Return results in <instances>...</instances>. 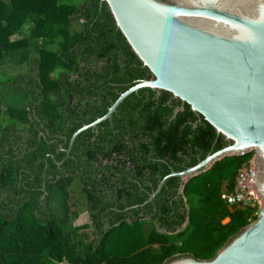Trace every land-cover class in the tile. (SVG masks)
<instances>
[{
  "label": "trees",
  "instance_id": "1",
  "mask_svg": "<svg viewBox=\"0 0 264 264\" xmlns=\"http://www.w3.org/2000/svg\"><path fill=\"white\" fill-rule=\"evenodd\" d=\"M10 56L29 69L0 80L23 101L7 107L13 120L0 128V264L210 259L256 218L220 197L250 153L215 161L182 192L169 177L143 204L162 177L228 143L186 103L173 116L181 101L164 90L131 93L66 155L79 127L152 77L105 2L0 0V65ZM4 101L0 93L1 118ZM81 213L88 223L74 224Z\"/></svg>",
  "mask_w": 264,
  "mask_h": 264
},
{
  "label": "water",
  "instance_id": "2",
  "mask_svg": "<svg viewBox=\"0 0 264 264\" xmlns=\"http://www.w3.org/2000/svg\"><path fill=\"white\" fill-rule=\"evenodd\" d=\"M132 51L152 75L119 94L106 113L70 137L111 118L119 104L142 88L164 90L189 105L228 142L169 177L185 181L226 156L258 149L256 190L263 202L256 218L210 259L177 255L164 264H264V0H100ZM61 147V146H60Z\"/></svg>",
  "mask_w": 264,
  "mask_h": 264
},
{
  "label": "built area",
  "instance_id": "3",
  "mask_svg": "<svg viewBox=\"0 0 264 264\" xmlns=\"http://www.w3.org/2000/svg\"><path fill=\"white\" fill-rule=\"evenodd\" d=\"M246 153H250V157L237 170L234 187L229 190L223 189L220 197L229 208L249 206L254 209V214L257 216L258 210L263 204L255 187L258 149L251 148L244 154Z\"/></svg>",
  "mask_w": 264,
  "mask_h": 264
},
{
  "label": "rangeland",
  "instance_id": "4",
  "mask_svg": "<svg viewBox=\"0 0 264 264\" xmlns=\"http://www.w3.org/2000/svg\"><path fill=\"white\" fill-rule=\"evenodd\" d=\"M84 0H59L61 5H78L83 3ZM17 38V36H13L12 39ZM29 65L26 61L19 63V57H6L1 61L0 65V80H5L9 77L16 76L19 74H23L28 72ZM0 93L4 97V105L2 106V118L0 117V128L5 125L10 124L13 119H10L7 115H9L8 106H14L16 109H19V106L22 105L23 101L19 95V92H14L12 89L8 88V86L4 85L0 89ZM7 103V104H6ZM13 107V108H14ZM17 119V117H16ZM80 223H88V218L86 213H81L79 218L74 221V224L78 225ZM150 225H145V229H150ZM55 264H69L67 262H60Z\"/></svg>",
  "mask_w": 264,
  "mask_h": 264
},
{
  "label": "crops",
  "instance_id": "5",
  "mask_svg": "<svg viewBox=\"0 0 264 264\" xmlns=\"http://www.w3.org/2000/svg\"><path fill=\"white\" fill-rule=\"evenodd\" d=\"M228 219H225L224 221H227Z\"/></svg>",
  "mask_w": 264,
  "mask_h": 264
}]
</instances>
